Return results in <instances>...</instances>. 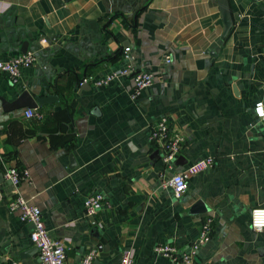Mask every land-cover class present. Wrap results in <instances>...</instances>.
Returning a JSON list of instances; mask_svg holds the SVG:
<instances>
[{
	"label": "crops",
	"instance_id": "obj_1",
	"mask_svg": "<svg viewBox=\"0 0 264 264\" xmlns=\"http://www.w3.org/2000/svg\"><path fill=\"white\" fill-rule=\"evenodd\" d=\"M229 5L220 39L215 0H0V60L35 58L15 83L0 72V97L43 100L7 111L0 102V172L26 169L16 190L67 245L65 264L88 250L93 264H117L124 249L132 264H171L153 251L163 243L192 252L191 264H264V229L249 226L264 207V0ZM124 46L126 63L153 74L135 100L130 75L93 83L126 64ZM83 70L89 87L73 91ZM207 155L211 165L175 196L167 179ZM2 188L0 227L17 237L7 258L39 264L23 251L32 225L8 210L5 179ZM97 192L99 209L85 215L83 198Z\"/></svg>",
	"mask_w": 264,
	"mask_h": 264
},
{
	"label": "built area",
	"instance_id": "obj_2",
	"mask_svg": "<svg viewBox=\"0 0 264 264\" xmlns=\"http://www.w3.org/2000/svg\"><path fill=\"white\" fill-rule=\"evenodd\" d=\"M44 38H40L39 42H44ZM130 59L129 47L122 48V60L126 63ZM35 58L31 51L19 53L5 60H0V72L3 73L10 82H17L21 72L29 67ZM168 62V57L165 58ZM130 75L132 86L129 97L135 100L141 92L151 86L153 82V74L149 70L138 69L134 70L128 63L118 69L116 72L105 75L100 79L93 81L94 85H102L109 82L117 76ZM257 115H262L261 105H255ZM26 117L34 115L32 109L24 111ZM173 152L166 154V161L172 160ZM212 163L211 156H203L193 163L183 167L180 171L174 173L167 179V185L171 188L175 196L181 195L187 186V179L195 175ZM2 177L11 186L12 195L7 201V208L9 211H18L17 217L20 222H29L32 225L28 233V239L32 246L37 249V256L39 264H65L67 245L60 239L51 238L47 233V229L42 218L40 210L30 205L17 192V184L28 177L25 168L17 166H7L2 170ZM102 195L97 193L87 194L83 200V212L85 215H91L96 212L101 205ZM249 226L255 231L259 232L264 229V207H256L250 210ZM207 236H204L201 241H206ZM155 254L171 261V264H191L192 252L181 251L173 244H158L153 248ZM95 252L88 250L81 255L76 264H93ZM10 264H20L17 260H10ZM117 264H132V256L128 249L122 250Z\"/></svg>",
	"mask_w": 264,
	"mask_h": 264
},
{
	"label": "water",
	"instance_id": "obj_3",
	"mask_svg": "<svg viewBox=\"0 0 264 264\" xmlns=\"http://www.w3.org/2000/svg\"><path fill=\"white\" fill-rule=\"evenodd\" d=\"M67 1V0H64ZM217 4V9L219 12L220 16V21H221V32L219 35L220 39H223L226 34L229 32L231 27L233 26V16L231 14L230 10V5H229V0H215ZM254 1V0H250ZM73 76V84H72V90L76 91L78 88H81L82 86H85L86 88L89 87L88 83L85 82V70L82 71L81 75L78 76L76 73H72ZM42 102V99H37V98H32L29 96V94L26 91L20 92V94L15 98L14 100L7 102L3 100L0 97V102H1V107L3 110H11V109H16V108H21V107H27V108H34L36 107V102ZM43 103V102H42ZM70 163L72 164L71 161V156H69ZM2 182H3V177L2 173L0 172V199L4 197V192L2 188ZM88 220L90 221L91 224H94L93 216H89ZM4 229L0 227V264H10V258H7V255H10V249H8V246H10L11 243L15 242L17 237H9V238H4ZM94 247L98 252L100 251H105V247L102 246L101 244H95ZM10 248V247H9ZM31 248V247H30ZM28 248L26 250V253H32L33 250L37 251L35 247L33 248ZM28 250V251H27ZM20 253V252H19ZM100 256H103L99 253ZM18 256L20 257L21 254ZM79 257L74 258V261L72 264H74L76 261L78 262Z\"/></svg>",
	"mask_w": 264,
	"mask_h": 264
}]
</instances>
